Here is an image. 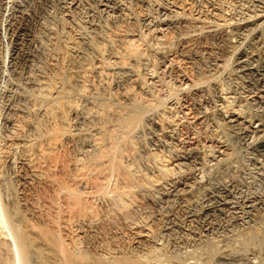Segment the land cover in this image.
<instances>
[{
  "label": "bare ground",
  "instance_id": "bare-ground-1",
  "mask_svg": "<svg viewBox=\"0 0 264 264\" xmlns=\"http://www.w3.org/2000/svg\"><path fill=\"white\" fill-rule=\"evenodd\" d=\"M0 76L9 264H264V0H0Z\"/></svg>",
  "mask_w": 264,
  "mask_h": 264
},
{
  "label": "rangeland",
  "instance_id": "rangeland-1",
  "mask_svg": "<svg viewBox=\"0 0 264 264\" xmlns=\"http://www.w3.org/2000/svg\"><path fill=\"white\" fill-rule=\"evenodd\" d=\"M8 42V41H7ZM6 44V43H5ZM2 44L1 45V48L2 49H4L3 47H8V44ZM3 82H5L4 81V78H2L1 76H0V110H1V105H2V102H3V96H2V93L4 92V87H5V83H3ZM4 84V85H3ZM4 86V87H3ZM8 151L10 152H8V156H9V158H10V156L12 157L13 155H15V152H13L14 150H10V149H8ZM14 153V154H13ZM8 158V159H9ZM0 166H1V164H0ZM5 174H7L6 173V169L5 168H3L2 166L0 167V264H9L11 261H13V262H16V260H15V258H14V256H13V254H12V245H13V243L11 242L12 241V239H11V235L9 236V234H10V232H8L7 230H8V228H7V230L5 229V227H7L8 226V221L6 222L7 223V226H6V223L4 222V220L5 219H7V217H6V214H8L7 216H10V215H12L11 216V219H12V217H14V215L12 214V206H14V204H15V199L13 198L14 196V191H13V188L11 187V186H8V179H6V177H7V175H5ZM108 183V182H107ZM107 183H105V185H103L104 187L102 188V186H101V190L99 189L98 191H93L94 193H93V195L94 196H100L101 194H103V192H105L108 188L109 189H111L109 186H112L110 183V185L108 184L107 185ZM4 184L6 185V187H7V189H6V187H4ZM9 185H11L10 184V181H9ZM107 186H108V188H107ZM11 188V189H9V188ZM2 190V191H1ZM9 190V191H8ZM13 192H12V191ZM64 190V191H63ZM66 190V191H65ZM68 190V191H67ZM70 190V191H69ZM105 190V191H104ZM57 191V193H58V195H57V193H54V196L52 195V199H53V201H55V202H53V204L57 207V211L55 212V215H54V219H53V221H54V224H56V222L55 221H57L58 223H57V225L58 226H55V228H54V230L56 231L55 232V234H59L58 236H59V238L56 236V238H58L59 240H57V246H58V244H59V254L61 255V257H63V258H65V257H67V253H70L71 252V248H72V246H70L69 244V242H68V240L64 237L65 236V234H63L64 232H63V230H62V228H61V226H60V223H61V220H59V218L60 219H62V217H63V215L65 214L64 212H66V211H70V210H72V208L69 210V209H66V208H63V207H65V203L64 202H66V201H64V200H66L67 199V201H69L70 202V200H71V198H67V197H70L71 195H73V196H75V198H80L81 200H83L82 199V197L85 199L86 198V195L85 194H81V193H78V192H76L75 190H71V189H57L56 190ZM62 191V192H61ZM75 191V192H74ZM108 191V190H107ZM106 191V192H107ZM61 192V193H60ZM65 192H66V194H67V192L70 194V196H69V194H67V196H65L66 194H65ZM96 192H98V193H96ZM100 192V193H99ZM10 193V194H9ZM62 193H64V195L62 194ZM62 194V195H61ZM56 195V196H55ZM76 195H78V196H76ZM82 195V196H81ZM13 196V197H12ZM61 196H65V198H63V197H61ZM73 196H71L72 197V200H74L75 198L73 197ZM79 196H81V197H79ZM56 197V198H55ZM14 200H13V199ZM63 198V200H61ZM51 199V200H52ZM56 199H57V201H56ZM60 199V200H59ZM71 200V203L73 202ZM11 201H13L12 203H11ZM64 201V202H63ZM57 202V203H56ZM12 204V205H11ZM64 206H63V205ZM60 206V207H59ZM7 209H10V210H7ZM65 209V210H64ZM75 210L73 209L72 211H70L71 213H73ZM57 213V214H56ZM62 213V214H61ZM10 214V215H9ZM61 214V215H60ZM58 215V216H57ZM56 216V217H55ZM6 217V218H5ZM59 217V218H58ZM5 218V219H4ZM9 218V217H8ZM17 218V216H15L13 219H12V221L14 222H16V219ZM58 218V220H55V219H57ZM10 219V218H9ZM15 219V220H14ZM14 222V223H15ZM5 225H4V224ZM16 224H17V222H16ZM5 226V227H4ZM4 227V228H3ZM59 227V228H58ZM58 228V229H57ZM19 229V228H18ZM60 229V230H59ZM9 231H10V229H9ZM63 239V240H62ZM62 240V241H61ZM60 242V243H59ZM64 245V244H66V246H65V248L64 249H66L67 248V250H65V252L67 251V253L65 254L64 253V249H62L61 250V248H63V246L62 245ZM10 247V248H9ZM61 247V248H60ZM232 247H235V246H232ZM68 248H69V252H68ZM9 252V253H8ZM62 253L64 254V255H62ZM32 254V255H31ZM29 256H28V259H27V264H41L38 260H37V258L35 257L36 255H37V253H35L34 252V254H33V252L31 253L30 252V254H28ZM31 255V256H30ZM33 255H35V256H33ZM64 264H70L69 263V261H64Z\"/></svg>",
  "mask_w": 264,
  "mask_h": 264
}]
</instances>
